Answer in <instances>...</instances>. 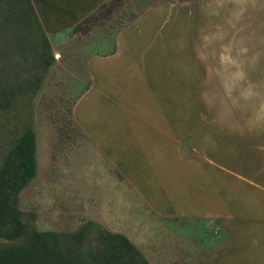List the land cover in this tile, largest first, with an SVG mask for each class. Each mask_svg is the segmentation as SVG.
<instances>
[{"label":"rangeland","instance_id":"1","mask_svg":"<svg viewBox=\"0 0 264 264\" xmlns=\"http://www.w3.org/2000/svg\"><path fill=\"white\" fill-rule=\"evenodd\" d=\"M82 1L0 0V91L20 83L61 3ZM110 15L94 33L86 143L59 149L46 128L47 154L19 208L12 181L0 180V264H106L60 246L56 229L82 216L128 234L157 264L186 263L179 243L193 236L212 264H264V0H120ZM147 192L159 204L190 195L208 228H164Z\"/></svg>","mask_w":264,"mask_h":264},{"label":"crops","instance_id":"2","mask_svg":"<svg viewBox=\"0 0 264 264\" xmlns=\"http://www.w3.org/2000/svg\"><path fill=\"white\" fill-rule=\"evenodd\" d=\"M110 1L83 0L74 7L61 3L64 5L59 9L60 22L46 23V35L29 57L20 83L6 84L0 91V180L12 181L10 202L18 208L22 196L38 178L40 157L47 154L43 144L46 128L52 129L54 144L58 143L59 149L67 147L74 151L88 139L89 127L80 114L85 101L97 94L100 47L94 33L98 23H108L111 15L103 14L100 8ZM110 38L112 50L114 39ZM108 40H105L106 49H109ZM91 128L94 139L95 132L98 134L96 120ZM185 191L183 188L182 192ZM138 193L143 196L141 190ZM148 194H144V203L164 228L181 229L192 235L198 233L194 231L197 226L208 228L210 215L196 212L194 202H189L190 195L159 204ZM216 230L219 234V229ZM128 237L92 217L58 233L59 244L65 250L69 247L77 254L89 248L106 264H157ZM179 244L188 256L183 264H212L204 237L195 241L193 236L191 242ZM225 248L218 252L223 253Z\"/></svg>","mask_w":264,"mask_h":264},{"label":"trees","instance_id":"3","mask_svg":"<svg viewBox=\"0 0 264 264\" xmlns=\"http://www.w3.org/2000/svg\"><path fill=\"white\" fill-rule=\"evenodd\" d=\"M120 0H111L109 3H106L105 5H103L100 10L102 11L103 14L106 13H110V11L113 9V7L116 5V3H118ZM89 216H82V217H72V218H67V220H65L64 224L59 227L56 230H61V231H66L69 230L71 227L74 226L75 223L82 221V220H86L88 219ZM49 229H54V228H49Z\"/></svg>","mask_w":264,"mask_h":264},{"label":"clouds","instance_id":"4","mask_svg":"<svg viewBox=\"0 0 264 264\" xmlns=\"http://www.w3.org/2000/svg\"><path fill=\"white\" fill-rule=\"evenodd\" d=\"M222 61L229 62L227 57H221Z\"/></svg>","mask_w":264,"mask_h":264}]
</instances>
